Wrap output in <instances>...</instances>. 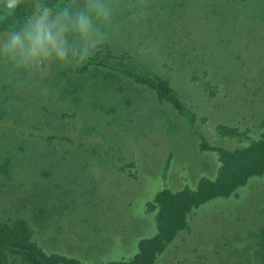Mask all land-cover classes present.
<instances>
[{"label":"rangeland","instance_id":"rangeland-1","mask_svg":"<svg viewBox=\"0 0 264 264\" xmlns=\"http://www.w3.org/2000/svg\"><path fill=\"white\" fill-rule=\"evenodd\" d=\"M161 1L70 0L69 12L76 16H83L80 3L108 9V23L94 34L93 20L102 19L91 7L85 13L92 18L91 31L83 34L89 54L100 50L103 63L80 70L84 62L76 61L70 48L63 46L67 54L60 61L55 44H48L43 61L25 58L27 74L13 85L22 101L13 99L16 93L0 96L5 119L21 121L7 122V127L19 129L16 143L24 146L16 161L7 164L13 171L8 174L24 187L34 176L46 189L33 203L24 201L15 184L2 186L0 219L22 208L35 218L30 219L33 240L46 252L83 264L130 260L140 241L158 231V208L151 211L148 204L161 189H194L201 177L217 176L218 153L202 145L235 150L264 132V9L215 0L220 9L213 13L211 0H187L166 14L160 11ZM145 74L167 79L185 112L159 100L153 88L136 78ZM10 82L3 77L0 88ZM243 85L246 92L237 89ZM221 126L237 132L224 133ZM84 154L87 159H78ZM50 155L57 157L54 163ZM88 163L92 178L72 180ZM187 224L154 264H238L239 257L255 261L256 252H264L256 233L264 225V172L232 195L194 208ZM13 257L11 264H27L19 255Z\"/></svg>","mask_w":264,"mask_h":264},{"label":"trees","instance_id":"trees-1","mask_svg":"<svg viewBox=\"0 0 264 264\" xmlns=\"http://www.w3.org/2000/svg\"><path fill=\"white\" fill-rule=\"evenodd\" d=\"M6 1L7 0H0V33L4 30L11 32V29L13 28L18 29L22 27L31 13L33 5L35 3L42 4L44 9H55L59 13V17L56 19L57 22L53 24L52 44L59 43L62 46L69 47L75 52L76 61L80 60V49L85 48L86 46L85 42H81L83 34L77 29L76 15L69 12L70 0H17L13 4H8ZM172 1L173 0H162L161 2L164 3V6H161L160 11L164 9L166 10L164 11L166 14H170V12L178 9L179 4L182 5L183 3H186L187 0H182L183 2H181V0ZM224 1L229 5L236 4L239 8L245 6L249 10L264 9V0ZM207 2L213 13H215L217 9H220V7L213 5L215 0ZM110 4L108 7L111 6ZM114 5L121 8L119 9V14L124 15L121 2L116 1ZM79 7L82 14L85 15V13L91 8V4L89 3L83 6L80 3ZM104 9L106 10L107 15L101 17L102 22L99 23L96 20H93L94 34L100 26H104V24L109 21L110 14L108 9L106 7ZM234 9L238 11V8L234 7ZM233 15L236 16L235 13H233ZM165 16L166 15L163 17L167 19ZM91 19L92 18H89L90 24L93 22ZM222 19L226 20V16H223ZM27 47L28 46L25 45L24 49H21L26 55ZM99 51L100 50L95 51V54H89L83 61V66H88L94 62L101 65L104 59L99 57ZM10 52L11 51L8 53ZM53 54L54 50H51L47 56L49 59H45L44 63L48 62L51 59L50 56H53ZM41 59L43 60L44 57L41 56ZM2 68L3 63H0V72L2 71ZM104 78L111 79L112 77L109 76ZM136 78L147 86L153 88L156 91L159 100H167L172 103L174 108L185 112L186 108L184 103L178 98L167 79L161 76H148L146 74L143 76L136 75ZM103 82L105 81H99V83ZM237 89H242L246 92V87H244V85L243 88ZM72 91L75 93V88ZM15 93L16 96L13 99L21 102L23 96L15 91L9 93L3 98H11ZM9 105H13L12 102H10ZM1 106L2 105H0V172L1 170L4 171L6 175L4 178L6 180L0 179V194H2V186L13 187V184H15L16 187L20 188L19 192H21L22 196L25 198L24 201H33V203H35L40 195H45L46 189L43 182L34 176H31L27 178L26 182H23L26 183V187H24L23 184L18 185L16 180L12 179L8 174L13 171L7 164L16 161V158L22 154L21 151L24 150V146H20L16 143V138L20 135V132H18L19 129H17L15 125L7 127V122L11 123L13 121L20 123L21 121L13 119L6 120L5 117L7 114L1 109ZM241 106L243 108L244 105H241V103L238 102L237 107L241 108ZM256 108V106H252L251 110L255 113ZM117 111L120 112L119 110ZM110 112H115V110H110ZM221 127L224 133L228 132L235 134L237 132L236 128H229L228 126ZM9 130L16 132L12 133ZM205 146L218 153L220 166L218 167L217 176L214 179L201 177L194 189L190 187H184L178 191H172L168 188L161 189L157 193L154 203L148 204V209L151 211L158 208L157 233L151 237L142 239L139 243V251L130 260H114L110 261L108 264H154L158 254L166 248L177 233L180 230L187 228V216L194 208L209 199L232 195L236 189L245 185L251 176L261 175L264 172V132L257 140H253L248 145L235 150L211 146L207 145V143L202 145L201 148H204ZM86 154L89 155L90 150ZM86 154L80 155L78 159H87ZM78 159L74 161L72 157L71 161L76 163L79 161ZM74 173H76V175L72 176V180L92 178V165L88 163L84 169L82 168ZM8 179L11 181L9 182ZM9 204H11V202ZM27 204L28 203H24L23 206ZM12 217H8L5 221H0V264H11L14 262L15 257L13 256L15 255H19L27 264H83L75 257L66 256L54 251H44L37 241L33 240L35 230L31 225L30 219L34 220L35 218L24 212L22 208L18 207L17 210L14 211V216ZM40 232L41 230H39V233ZM256 233L260 234H258L260 236L258 242L263 246L264 240L261 238H264V225L260 226ZM237 253L241 254L243 252L239 251ZM255 256L257 257L255 261H252V259L248 257H244V259L239 257L237 258V263L264 264V252H256Z\"/></svg>","mask_w":264,"mask_h":264},{"label":"clouds","instance_id":"clouds-1","mask_svg":"<svg viewBox=\"0 0 264 264\" xmlns=\"http://www.w3.org/2000/svg\"><path fill=\"white\" fill-rule=\"evenodd\" d=\"M16 1L17 0H10L6 2L8 4H13ZM91 7L92 10L95 11L96 15L101 17L107 15V12L103 8V6L93 5ZM48 12H50L51 14ZM34 17L35 19H33ZM58 17H59V13L55 9H49V8L44 9V6L42 4L35 3L32 7L31 13L25 20L24 25L22 27L18 29L17 28L11 29L12 33L6 30L0 33V38L6 37L5 40L3 41H2L3 38L0 39V63H3V68L2 71L0 72V80L2 81L3 77L6 76H8L10 80H12V82H10L12 85L8 84L7 86H3V88H0V96L2 94L8 95L9 93L14 92L13 85L15 84V82L20 80L27 74L26 68L22 67L23 64L27 63L25 59L27 55L29 57L38 56L41 59L43 48L47 47L48 44L49 45L52 44V33L54 28L52 19L54 22H57L56 19ZM75 19L77 22L78 31L81 34L87 35L91 31L88 15L87 14L83 16L77 15ZM84 35L83 38L81 39V42H84ZM25 45L28 46L27 55L23 52V50H21L24 49ZM85 46L86 47L80 49L79 52L81 62H83L89 55V49L87 48L86 43ZM53 47L56 52L57 59L60 61L65 60L67 54L65 48L61 46L59 43L53 45ZM9 51L11 52L8 53ZM74 54L75 52L73 51V55ZM49 61L46 62V65H48ZM87 67L88 66L82 65L80 70H86ZM28 70L31 69L29 68ZM70 77H73L77 79V81H79V79L76 76H70ZM69 87L71 89V86ZM56 158H57L56 156L50 155L49 161L52 160V162L50 163H54ZM2 175H5L3 170H1L0 172V179L1 177H4ZM5 220H7V218ZM5 220L0 219V221H5Z\"/></svg>","mask_w":264,"mask_h":264}]
</instances>
